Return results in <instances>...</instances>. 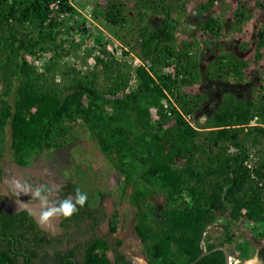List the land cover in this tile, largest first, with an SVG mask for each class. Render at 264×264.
I'll use <instances>...</instances> for the list:
<instances>
[{
  "label": "trees",
  "instance_id": "trees-1",
  "mask_svg": "<svg viewBox=\"0 0 264 264\" xmlns=\"http://www.w3.org/2000/svg\"><path fill=\"white\" fill-rule=\"evenodd\" d=\"M52 1L0 0V158L6 143L15 157L29 160L67 144L84 127L114 169L126 174L121 190L131 187V229L147 264H225L220 249L196 257L228 243L237 258L256 255L264 264V86L254 98L227 95L209 121L198 125L195 114L204 94L186 90L199 82L193 48L198 42L175 45L176 19L167 0H134L140 20L136 53L142 63L132 69L103 45L92 71L81 74L71 68V77L65 78L57 64L67 51L63 41L55 43L61 21L54 14L48 19ZM213 2L199 7L207 12ZM242 8L235 9L236 24L246 16ZM63 9L72 7L61 0ZM144 9L160 14L159 25L144 21ZM90 14L114 34L129 22L122 4L113 0L94 5ZM216 26L213 17H206L201 30L217 36ZM257 36L260 48L264 28ZM47 51L52 54L38 72L36 60ZM244 66L242 57L221 52L207 73L239 81ZM66 188L74 194L79 190L72 183ZM243 221L263 231H245ZM109 228L116 231V223ZM218 228L223 236L214 240ZM232 229L243 239H234ZM120 243L112 248L111 261L104 251L107 242L93 238L83 264H132L118 250Z\"/></svg>",
  "mask_w": 264,
  "mask_h": 264
},
{
  "label": "rangeland",
  "instance_id": "rangeland-1",
  "mask_svg": "<svg viewBox=\"0 0 264 264\" xmlns=\"http://www.w3.org/2000/svg\"><path fill=\"white\" fill-rule=\"evenodd\" d=\"M106 1L77 0L75 17H72L74 20H66L65 25L61 20L55 43L58 45L63 41L62 47L67 51L58 59L57 64L60 71H66L65 78L71 77L72 74L68 72L71 68L79 70L81 74L92 71L96 56L102 54L100 48L103 45L113 49L119 61L129 63L132 69L135 66L133 58L139 57L136 53L138 50L136 29L140 21L138 8L134 6V0H113L122 4L123 12L129 18L127 24L117 27L118 34H114L90 14L94 5H104ZM204 1L206 0H167L173 4L172 14L176 19L175 45L179 47L188 40L198 42V46L195 44L193 48L197 49L198 54L199 82L186 87L188 91H200L204 94L201 106L195 114L198 125H205L209 121L227 95L232 94L237 98H254L263 92L264 86V46L257 48V31L264 28V7H262L264 0H213L207 12L199 7ZM238 7H244L242 9L246 16L242 22L236 24L234 12ZM157 9H160V5ZM144 10V21L151 26L159 25L160 14L153 13L149 9ZM206 17H213L217 21L219 35L209 36L201 30ZM221 52L235 53L245 61L241 80L237 81L231 77L217 79L209 76L207 68L213 64ZM51 54V51L43 52L37 58L38 72L43 69L44 63ZM58 78L59 75L56 82L60 80ZM97 81L101 85L105 82L101 74ZM134 87L135 81L132 77L130 88ZM74 125L76 127L77 123ZM5 145L7 152L9 146L7 143ZM51 153L49 157L59 163V175L65 179L76 180L82 189L93 193V200H97L101 192L104 194L99 199L102 198V205L107 213H113L112 221L117 225L114 235L124 240L123 246L126 247V253L147 264L140 256V244L131 229L134 211L129 198L131 187L127 186L124 192L121 190L126 174L118 173L114 169L84 127L79 128V133L65 144L60 152L55 150ZM44 154H40L37 158H45ZM218 221L222 223L223 220L219 218ZM99 228L106 231L107 221ZM240 228L245 231H263L259 225L250 221L241 222ZM231 234L234 239H243L237 230L232 229ZM222 236L223 231L220 228L212 233L214 240ZM262 240L264 241V237ZM225 246L233 254L230 264H246L256 257L253 255L247 259H239L233 253L232 243ZM258 264L262 262L258 260Z\"/></svg>",
  "mask_w": 264,
  "mask_h": 264
},
{
  "label": "flooded vegetation",
  "instance_id": "flooded-vegetation-1",
  "mask_svg": "<svg viewBox=\"0 0 264 264\" xmlns=\"http://www.w3.org/2000/svg\"><path fill=\"white\" fill-rule=\"evenodd\" d=\"M63 147L44 149L29 160L15 157L10 151L0 158V258H4L3 264H24L25 261L30 264H83L85 250L95 237L107 242L109 247L104 251L111 261L114 259L112 248L119 239L118 250L132 264H139L134 256L125 252L124 240L114 235L116 231H110L113 213L108 214L103 208L102 198L94 204L92 192L82 189L76 180L59 175V163L49 156ZM43 153L45 158H37ZM17 182L28 187L29 193L18 189ZM67 183L86 192L89 205L81 207L67 222L64 217L56 216L55 221L40 224L42 205L33 199L32 191L44 187L50 202L48 207H54L51 201H58L66 193L67 197L75 198L74 192L67 190ZM105 221L108 229L102 231L99 226Z\"/></svg>",
  "mask_w": 264,
  "mask_h": 264
},
{
  "label": "clouds",
  "instance_id": "clouds-1",
  "mask_svg": "<svg viewBox=\"0 0 264 264\" xmlns=\"http://www.w3.org/2000/svg\"><path fill=\"white\" fill-rule=\"evenodd\" d=\"M16 187L23 191L25 194H28L30 189L26 186H22L17 182ZM51 191V190H47ZM32 197L35 200H38L42 205V210L40 212V223L45 224L49 221L50 218L54 216H61L64 218H70L76 214L81 207L85 205L88 201V194L86 192L76 190L75 199L66 197L59 201H51L55 204L54 207H48L50 203L46 196V189L44 187H38L32 191ZM248 264H258V257H254L248 262Z\"/></svg>",
  "mask_w": 264,
  "mask_h": 264
},
{
  "label": "built area",
  "instance_id": "built-area-1",
  "mask_svg": "<svg viewBox=\"0 0 264 264\" xmlns=\"http://www.w3.org/2000/svg\"><path fill=\"white\" fill-rule=\"evenodd\" d=\"M65 1H66V3H68L70 5V7H72V9L59 10V6H60V3H61V0H53L51 2V5H50L51 11L48 14V19L54 14L55 18L57 20H60V21L62 20L63 24L68 19L74 20L72 17H75V13H76L75 11L77 10V6H76L77 0H65ZM61 28H63V26H61ZM133 61H134L135 66L140 64V63H142V61H141V59L139 57H134ZM144 64L146 66H149V62L148 61H145ZM184 117L186 119H189V115L188 114H185ZM251 123L252 124L255 123V119H252ZM246 164L249 165V162L246 163Z\"/></svg>",
  "mask_w": 264,
  "mask_h": 264
},
{
  "label": "water",
  "instance_id": "water-1",
  "mask_svg": "<svg viewBox=\"0 0 264 264\" xmlns=\"http://www.w3.org/2000/svg\"><path fill=\"white\" fill-rule=\"evenodd\" d=\"M216 249H220L224 252V256H225V264H230L231 260L233 259V254L231 252L228 251L227 247L223 246V245H218L215 246L207 251H203L198 257H196V259H198L199 257H201L202 255L209 253L210 251L216 250Z\"/></svg>",
  "mask_w": 264,
  "mask_h": 264
},
{
  "label": "bare ground",
  "instance_id": "bare-ground-1",
  "mask_svg": "<svg viewBox=\"0 0 264 264\" xmlns=\"http://www.w3.org/2000/svg\"><path fill=\"white\" fill-rule=\"evenodd\" d=\"M108 208V207H107ZM56 216H54V217H52V218H50L49 219V222H53V221H55L56 219ZM41 224V223H40ZM55 224V223H54ZM54 226V225H53ZM55 227V226H54ZM51 228V227H50ZM53 230V229H52ZM249 260V259H248ZM137 261L139 262V264H144V262L142 261V260H139V259H137ZM246 264H248V262L246 263Z\"/></svg>",
  "mask_w": 264,
  "mask_h": 264
}]
</instances>
